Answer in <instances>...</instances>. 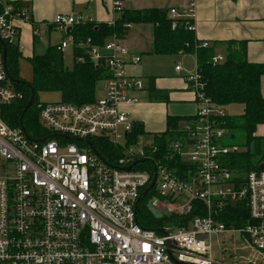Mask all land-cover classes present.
<instances>
[{
  "label": "built area",
  "instance_id": "1",
  "mask_svg": "<svg viewBox=\"0 0 264 264\" xmlns=\"http://www.w3.org/2000/svg\"><path fill=\"white\" fill-rule=\"evenodd\" d=\"M179 1L183 5L169 11L172 29L182 20L194 32L195 0ZM123 2L113 1L117 14ZM29 20L26 9L5 6L1 38L20 44L15 23ZM79 24L84 23L61 14L51 26L66 33ZM70 45L73 39L68 37L58 49ZM83 46L110 73L104 97L82 105L38 102L41 133L36 137L4 119L23 95L0 55V264H264V168L259 170L264 162L237 186L223 159L237 151L225 142L227 115L205 97L198 70L187 81L201 108L161 152L142 137L131 140L134 123L122 107L138 103L134 93L145 86L126 73L127 49L116 39L103 49L90 40ZM208 47L207 42L198 45ZM223 61L222 55L213 58L214 65ZM130 62L136 65L140 58L131 57ZM181 70L178 65L176 71ZM106 143L120 157L104 153ZM154 177V206L178 218L162 232L137 222V207ZM195 202L198 214L184 226ZM235 204L247 210L241 226L224 221ZM224 234L232 235L233 242L239 236L242 249L259 259L241 258L236 249L228 258L215 260L212 238Z\"/></svg>",
  "mask_w": 264,
  "mask_h": 264
},
{
  "label": "trees",
  "instance_id": "2",
  "mask_svg": "<svg viewBox=\"0 0 264 264\" xmlns=\"http://www.w3.org/2000/svg\"><path fill=\"white\" fill-rule=\"evenodd\" d=\"M15 9H24L22 6L10 5ZM4 5L0 3V14ZM149 23L154 27L153 54L172 55L177 53H196L198 72L204 85L203 93L217 107L239 104L244 107L243 114L238 117L226 116L224 120L228 132L238 134L241 140L237 151L225 156L224 164L232 175L237 186L241 184L247 174L257 170L264 162V137L256 135L259 126L264 125V97L261 90V78L264 76V65L250 63L247 60L245 47L227 53L224 61L218 65L213 64L215 57L214 48H198L199 42L192 30H189L184 21L178 20V27L172 29V20L169 11L144 10L128 11L123 9L120 17L114 24L85 23L75 25L69 29L68 36L73 39L74 65L72 69H65L63 65V53L58 47H52L43 56H34L29 60L33 71V80L26 82L20 76L19 61L22 58L20 45L8 44L0 35V55L7 50L6 70L16 91L22 93L23 99L19 103L9 107L4 119L13 128L24 127L25 132L36 137L41 133L37 91L56 90L61 93L62 102L82 105L94 103L97 100V84L107 80L110 73L102 62L95 64L89 56V49L84 47L88 40L94 46L103 49L111 40L122 41L133 24ZM108 57V56H106ZM34 96V106L26 110V106ZM167 92L151 90L152 100L163 101L168 98ZM192 118L188 119L191 120ZM183 120H168L169 133L173 134L181 129ZM146 132L140 124L134 123L131 140L135 143ZM53 138V136H51ZM167 133L163 136H155V145L163 152L169 140ZM104 153L112 151L120 157L119 150L114 149L109 143L104 145ZM162 156V153L159 155ZM140 169H143L139 167ZM155 190L142 199L137 207V222L142 228L159 232L165 224L177 223L174 215L156 218L150 212L147 202L154 197ZM198 203L195 202L192 211L183 220L184 226L198 214ZM244 213V214H243ZM224 217L229 225L241 226L247 221V210L241 204L230 205ZM245 215L244 217H242Z\"/></svg>",
  "mask_w": 264,
  "mask_h": 264
},
{
  "label": "crops",
  "instance_id": "3",
  "mask_svg": "<svg viewBox=\"0 0 264 264\" xmlns=\"http://www.w3.org/2000/svg\"><path fill=\"white\" fill-rule=\"evenodd\" d=\"M113 1L0 0L4 6L19 5L29 12V22L15 23L22 54L19 61L21 78L23 60L29 61L34 56H43L50 48L59 47L71 37L67 35L69 31L64 33L52 28V21L57 15H71L84 24H111L120 17L113 9ZM123 1L124 9L128 11L152 9L170 11L183 5L179 0ZM193 23L196 40L209 43V46L214 48L215 56L222 55L225 58L228 52L241 46L245 47L246 57L250 63L264 65V0H195ZM153 31L152 24H133L126 37L122 41L118 40L129 53L125 65V70L128 71L126 73L140 78L145 86L143 91L134 93L138 103L122 107L130 120L140 124L146 132L141 136L143 143H155L154 137H161L165 133L169 136L168 139H172L174 135L167 132L169 118L177 122L183 120L181 123L183 126L201 108L195 92L187 81V77L193 72L188 64L193 61L196 71L198 70L196 53L153 54ZM52 37L57 38L55 43L52 42ZM68 48L73 50V47L68 46L62 53ZM37 50L42 53L36 54ZM131 57H139L140 62L132 64ZM189 58L193 60L190 61ZM162 64L171 66L170 71L165 72ZM178 64L182 69L179 72L176 71ZM105 88L106 80L104 87L99 89L102 95L97 97V100L104 97ZM152 89L167 92L168 99L152 100ZM261 90L264 97V76L261 78ZM99 91L97 88V93ZM256 135L264 137V125L258 127Z\"/></svg>",
  "mask_w": 264,
  "mask_h": 264
},
{
  "label": "rangeland",
  "instance_id": "4",
  "mask_svg": "<svg viewBox=\"0 0 264 264\" xmlns=\"http://www.w3.org/2000/svg\"><path fill=\"white\" fill-rule=\"evenodd\" d=\"M56 41H57V38L52 37V42L55 43ZM70 47H73V46L70 45ZM41 53H42V51L41 52L38 50L36 51V54H41ZM176 59H178V58H176ZM192 60L193 59H190V61H192ZM23 61H24V65L21 67L22 78L26 82H31L32 76H33L31 64L29 63L28 60H23ZM175 62L172 63L173 67L175 66ZM63 65H64L65 69H72L73 68L74 60H73L72 48H68L66 51H64V53H63ZM178 65H180V64H178ZM188 65H189V69L193 71L190 75L195 74L196 73V66H195L194 62L192 61V63L190 62ZM162 66H163L165 72L170 71V69H171V66L164 65V64H162ZM126 72H128V71H126ZM103 87H104V81H99L97 84L98 91H99V89H101ZM100 91H99V93H97L98 98L101 97V95H102ZM37 100L43 104H57V103L62 102V96H61V93L59 91L43 89V90L37 91ZM243 110H244V107L242 105H239V104H233V105L223 107V111L226 113V115H228L230 117H238V116L242 115ZM226 136H227V138L225 139V142L230 146L232 144L239 146V144L241 143V140H240L238 134L234 135V133L228 132ZM237 149H240V147H237ZM158 199L161 201V203H164V200L162 198H158ZM147 206H148L150 212L152 213V215L154 217L159 218V217L165 216L164 212H160L154 206V197L149 198V200L147 202ZM243 245H245V244L243 243V241H241L239 236H235L234 242H233V236L230 234L213 236L211 253H212V256L214 257L215 260H221L222 261L225 257L228 258L232 253H234V250L237 249L238 255L241 258L251 259L252 261H257L259 259L257 254L252 252L250 249H247V250L242 249Z\"/></svg>",
  "mask_w": 264,
  "mask_h": 264
},
{
  "label": "water",
  "instance_id": "5",
  "mask_svg": "<svg viewBox=\"0 0 264 264\" xmlns=\"http://www.w3.org/2000/svg\"><path fill=\"white\" fill-rule=\"evenodd\" d=\"M6 56H7V50L5 48L4 49V53H3L4 63L6 62ZM34 103H35V98H34V96H32L31 99L29 100L27 106H26V110L25 111L31 109L34 106ZM21 129L23 131H25L24 127L22 125H21ZM41 142H44V141H41ZM263 168H264V166H261V167H259V170H262ZM130 169L131 168H127L126 170H130ZM155 182H156V178L154 177V179H153L151 185L149 186V188L143 193V196H142L141 200L150 193L151 189L154 187Z\"/></svg>",
  "mask_w": 264,
  "mask_h": 264
}]
</instances>
